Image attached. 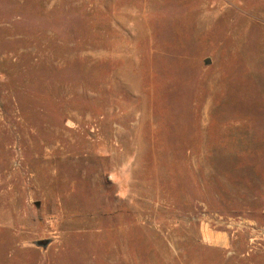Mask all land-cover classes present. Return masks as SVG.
Returning a JSON list of instances; mask_svg holds the SVG:
<instances>
[{
  "label": "rangeland",
  "instance_id": "1",
  "mask_svg": "<svg viewBox=\"0 0 264 264\" xmlns=\"http://www.w3.org/2000/svg\"><path fill=\"white\" fill-rule=\"evenodd\" d=\"M0 264H264V0H0Z\"/></svg>",
  "mask_w": 264,
  "mask_h": 264
}]
</instances>
